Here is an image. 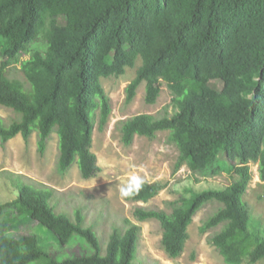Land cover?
<instances>
[{"label": "trees", "instance_id": "trees-1", "mask_svg": "<svg viewBox=\"0 0 264 264\" xmlns=\"http://www.w3.org/2000/svg\"><path fill=\"white\" fill-rule=\"evenodd\" d=\"M138 59L125 104L141 83L147 104H155L163 83L171 102L163 116L123 120L121 142L129 146L136 136L154 139L167 131L178 151L176 169L185 166L203 178L227 174L232 183L182 197L170 214L136 206L132 217L157 221L164 252L177 258L194 215L217 203L202 231L221 226L209 241L224 261L264 259V227L254 226L243 201L250 164L264 181V0H0V107L18 116L9 123L0 118V141L17 135L27 141L36 133L43 154L55 132L58 171L76 163L83 180L93 179L100 172L91 151L93 116L98 111L102 130L111 112L100 81L121 76ZM17 66L23 82L10 77ZM8 179L15 198L0 203V264H133L138 225L124 220V230L113 229L101 253L82 211L59 215L51 189L22 175ZM164 188L137 183L125 200L148 203ZM22 222L48 230L57 248L75 236L87 248L58 259L44 246L46 238L9 233Z\"/></svg>", "mask_w": 264, "mask_h": 264}, {"label": "rangeland", "instance_id": "rangeland-1", "mask_svg": "<svg viewBox=\"0 0 264 264\" xmlns=\"http://www.w3.org/2000/svg\"><path fill=\"white\" fill-rule=\"evenodd\" d=\"M28 59L27 56L22 57ZM141 59L133 67H125L119 77L101 79V85L110 102V115L107 125L99 130L98 111H95L91 151L96 155L100 172L93 179L83 180L77 164L64 172L58 171V137L50 136L43 154L38 150V137L32 133L27 141L17 135L6 143L0 141V203L15 198L8 177L22 175L36 188L52 190L51 206L55 211L73 216L76 210L85 215V223L92 227L101 240V253H104L109 235L115 228L124 230V220H129L141 228L133 264H227L220 252L210 243V237L220 231L221 226L202 231L203 223L217 211L219 205L211 203L199 210L187 229L182 254L170 258L161 246L162 229L157 221L137 222L132 217L136 206L170 214L174 204L182 197L209 188H220L232 183L227 174L203 178L193 175L185 166L176 169L178 151L168 140L167 131L158 132L154 139L136 136L131 145L121 142L120 125L127 118L149 114L163 116L171 102L168 88L163 83L155 104L144 100L145 83H141L136 95L125 104L126 87L136 77ZM11 69L10 77L23 82L20 72ZM29 87V86H28ZM27 90V86H25ZM169 115L173 110L169 108ZM18 118L13 112L0 107V118L9 123ZM251 181L243 196L251 221L255 227H264V181L258 176L257 164H250ZM165 184V188L148 203H131L125 200L122 189L129 191L137 183ZM34 223L22 222L9 230L14 236L35 233L46 238L44 246L51 249L54 256L63 259L79 256L87 245L79 237L61 248H57L51 234ZM84 246V247H83ZM93 252V251H92ZM240 264H249L244 259ZM264 264V259L254 263Z\"/></svg>", "mask_w": 264, "mask_h": 264}, {"label": "clouds", "instance_id": "clouds-1", "mask_svg": "<svg viewBox=\"0 0 264 264\" xmlns=\"http://www.w3.org/2000/svg\"><path fill=\"white\" fill-rule=\"evenodd\" d=\"M122 194L123 195H128V191H125V190L122 189Z\"/></svg>", "mask_w": 264, "mask_h": 264}]
</instances>
